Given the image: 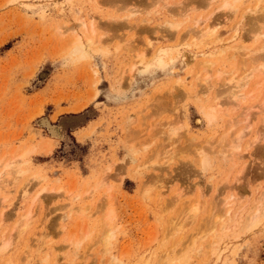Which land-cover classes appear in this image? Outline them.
Listing matches in <instances>:
<instances>
[{
    "label": "rangeland",
    "instance_id": "1",
    "mask_svg": "<svg viewBox=\"0 0 264 264\" xmlns=\"http://www.w3.org/2000/svg\"><path fill=\"white\" fill-rule=\"evenodd\" d=\"M154 1L162 2V6L159 2L150 5ZM200 1L203 0H169L165 4L162 0H133L131 6L100 2L102 5L97 9L93 0H0V168L8 156L30 148L27 162L23 164L26 172L18 175L19 180L11 183L8 191L0 193V216L2 212L11 216H3L2 220L0 217V241L10 233L16 236L13 226L26 212V207L28 209L35 189L46 184L47 191L43 193L51 197L56 188L63 187L56 198L47 200L48 196H41L43 199L34 203L29 227L20 237L14 238L11 249L0 257V264H7L9 259L13 264L27 261L26 264H111L112 256L118 258L119 264H264V140L252 143L243 151L245 143L252 142L256 132H264V121L256 108L250 111V129L245 132L241 150L243 157L235 156L233 161L226 163L216 153L221 143L219 139L227 132L231 133L230 122L243 118V115L239 116L243 106L247 109V105L255 107L262 102L264 85L257 98L249 97L236 111L225 107L218 109L215 117L218 118L210 121L202 106L208 108L206 106L213 101L211 93L214 96L221 83L214 86L212 79L215 89L211 88L207 101L199 102L193 95L191 97L187 89L200 86L193 75L196 64L184 65L182 55L185 53L189 58L188 54L194 53L198 56L197 61L200 56L210 57L215 61L216 70L226 72L229 69V72L234 68L241 73L240 57H231V50L222 55L213 53L215 57L210 55L223 46L220 41L199 47H187V42L178 44L179 37L184 38L193 29L194 17L202 14L209 16L211 21L222 23L220 31L226 37L239 27L244 45L249 49L256 48L264 41V35L258 39L253 36L259 12L250 11L255 0H243L237 13L222 11L219 5L223 0H211L202 9L198 7ZM180 3L182 6L189 4L192 19L185 21L183 16L176 15L177 8L182 7ZM130 10L136 13L127 17ZM79 18L86 19L89 24L90 20L98 19L101 23L126 26H109L104 30L101 27L97 35L103 34L106 43L88 58L73 61L67 46L71 35L84 33V27L77 24ZM171 18L181 22L179 31L168 29L166 22ZM57 26H62L61 30L66 32L57 30ZM71 26L74 30L69 28ZM121 36L132 40L139 49L143 48L148 60L161 48L174 53V58L169 66L137 71L131 80L130 60L133 59L130 57L133 56L123 48L125 42H119L120 38V41L125 39ZM147 37L151 39L150 47L146 45ZM234 43L231 41L228 45ZM255 72L250 84L255 81L256 85L257 79L263 81L264 73H258L259 76ZM254 84L249 85V89ZM171 90L176 104L179 103L176 111L170 107L171 99H164L163 104L169 107L167 110L158 105V98L171 94ZM178 91L182 95L177 96ZM223 100L224 97L220 99ZM177 113L181 115L179 125L182 130L175 148L171 149L167 122ZM42 118L49 119L62 135L50 141L47 128L39 125ZM138 138L141 145H135L138 149L131 158L127 146L137 142ZM202 146L209 153L205 169L198 163L197 148ZM168 150L176 152L166 163L164 152ZM161 153L163 156L159 155ZM36 171L44 174L45 180L28 195L16 194L15 190H19L23 181L27 182L26 178ZM237 176L240 181L235 183ZM34 181L31 180V184ZM161 184L163 190L157 189ZM179 189L183 191L179 193ZM157 190L162 191L160 197L155 194ZM232 190L236 194L231 213L224 217V227L217 224L215 229H210L207 224L211 226L214 221L210 218L211 211L225 209L224 201ZM65 191H70L68 196ZM173 191L175 195L179 194L178 199ZM1 195L8 197L4 201ZM197 198L201 200L199 212L193 219L185 220L183 215L189 214L188 211L185 214V210ZM71 202L76 203V209L71 208ZM78 205L86 206L87 214H79ZM96 210L103 213L113 210L115 237L111 245L98 242L101 221ZM173 221L185 223L183 235L173 238L168 235L172 234ZM76 243L79 247L74 253ZM53 246L57 248L56 252ZM25 256L32 259L26 260L28 257Z\"/></svg>",
    "mask_w": 264,
    "mask_h": 264
},
{
    "label": "bare ground",
    "instance_id": "2",
    "mask_svg": "<svg viewBox=\"0 0 264 264\" xmlns=\"http://www.w3.org/2000/svg\"><path fill=\"white\" fill-rule=\"evenodd\" d=\"M165 4H167V3H169V0H162ZM177 1V0H176ZM209 1H211V0H203V1H200V6L198 5V7H202V6H207V5H209L210 4V2ZM243 0H223V2H222V4H220L219 5V7L222 9V11H225V10H230V11H232V12H236L237 10L239 11V4L242 2ZM249 1V0H248ZM256 1V3L254 4L255 6L253 7H251L250 9V11H252V12H259V15L256 17V23L254 24V26H253V31H254V38H256V39H258L259 38V36H262V35H264V0H255ZM103 4V2H107V4H109V3H111V2H113L114 4L116 3H121L122 4V6H131L134 2H133V0H93V4L95 5V6H97V9H99L98 7V5H100L101 3ZM109 2V3H108ZM159 1H154V2H152L150 5H152V6H155V5H158L157 3H158ZM159 3H161V6H162V2H159ZM177 3V2H176ZM253 3V2H252ZM101 4V5H102ZM112 4V3H111ZM181 4V3H180ZM106 5V4H105ZM113 5V4H112ZM169 5V4H168ZM249 5V4H248ZM252 5V4H251ZM161 6H160V8H161ZM166 6V5H165ZM181 6H182V4H181ZM112 7V6H111ZM180 7V6H179ZM188 7H189V4L188 5H184L183 4V6L181 7V8H177V10H176V15L178 16H183V18H184V20L186 21H188L190 18H191V16H190V13H189V9H188ZM198 7H194V9H199ZM214 7V6H213ZM247 6H245L244 8H246ZM120 8V7H119ZM155 8V7H154ZM158 8V7H157ZM216 8H218V6L216 7ZM219 8V9H220ZM243 8V9H244ZM121 9V8H120ZM123 9V8H122ZM133 9V8H132ZM142 9V8H141ZM159 9V8H158ZM202 9V8H201ZM164 10H166V9H164ZM218 10V9H217ZM102 11V10H101ZM156 11H157V9H156ZM195 11H197V10H195ZM140 12V11H139ZM136 13V11H134V10H130V14H127L126 16L127 17H129V16H131V15H134ZM195 13V12H194ZM211 13V12H210ZM237 13V12H236ZM246 14V13H245ZM99 15H101V14H99ZM176 15H175V17H176ZM207 15V14H206ZM171 16V15H170ZM195 16V15H194ZM211 16H212V14H211ZM244 16V15H243ZM252 16V15H251ZM256 16V15H255ZM126 17V18H127ZM166 17V16H165ZM214 17V16H213ZM108 18V17H107ZM110 18H112V17H110ZM114 18V17H113ZM115 18H117V16H115ZM100 19V18H99ZM128 19V18H127ZM130 19V18H129ZM192 19V18H191ZM210 18H209V16H203L202 14H200V15H198V16H195L194 17V19H193V21H192V26H193V29H191L189 32H188V34L187 35H185V37L184 38H182V36L181 37H179V39H178V44L180 45V44H182V43H184V42H187V47L188 46H190V45H192V46H194V47H199L200 45H202V44H208V43H211V42H217V41H220L222 44L221 45H223L218 51H214V52H211V53H209L210 55H212V56H214L213 55V53L214 54H219V55H222V54H224L226 51H228V50H231V52H230V56L231 57H237V56H239L240 57V60H241V65H242V70H241V68H240V71H242L241 73H239V72H237L236 70H233L234 68H231L232 70H230L229 72H224V71H219V70H216V69H218V68H216L215 69V61L213 60V59H210V57L209 58H206V57H204L203 58V56H200V58L198 59V61H197V57H196V54H194V53H192L191 55H189L188 53V56H189V58H187L183 53V55H182V58H183V63H184V65H186V66H190L192 63H194V64H196V67L194 68L195 69V71H194V73H193V71H192V73H193V75H195V77H196V81H198V83L200 84V86L198 87V88H200V89H198L197 87H192V88H189V89H187V93L188 94H191L190 96L192 97V95L197 99V101H207L208 99H209V95H208V93H209V91L211 90V88L213 87L212 86V79H214V86H215V84L217 85H219V83H221L220 84V86H219V88L218 89H216L215 91H214V96H213V92L211 93V91H210V93L212 94L211 96L213 97V101L211 100V102H210V104L212 103H214V105H207L206 107H208V108H203V106H202V110H203V112H204V115H206L207 116V118L210 120V121H214V119H217V118H215L216 117V111H218V109H222L223 107H225L224 109H232V110H237V109H239L240 107H242L243 106V102L245 101V100H247L249 97H251L252 99L254 98V97H256L257 96V94H258V92H259V90L262 88V86L264 85V79H263V81H258V79L256 80V85L254 84V82L255 81H253V82H251V84H254V85H252V88H250L249 89V85L251 86V84H250V81H251V78H252V76H254L253 74V72L254 71H256L257 72V74L258 73H261V74H263L264 73V41H262L256 48H254L253 47V49H249L248 47H246L245 45H244V41H245V39L239 34V27H236L234 30H232L233 31V33H231L232 31H230V33H231V36H228V37H226L224 34H223V32H221L220 31V29H221V24L222 23H220V22H218V21H211V20H209ZM212 19V18H211ZM79 23H77V24H79L81 27H84V33L82 34V35H77L78 33H76L75 35L73 34V35H71V37H70V39L68 40L70 43H68V45L69 46H67V49H69L70 50V53H69V50H68V54L70 55L69 57L71 58V59H73V61L74 60H78V59H83V58H88L90 55H91V53L92 52H98L100 49H101V47H102V45L101 44H105L106 43V39H105V41L103 40V34H99V35H97L98 34V30L99 29H101V27H102V30H104L105 28H109V26L110 27H119V28H124L126 25L125 24H123V23H121V24H115V25H112V24H110V23H101V22H99V20L98 19H96V21L94 22V21H92V20H90V24H89V22L86 20V19H84V18H79ZM94 20H95V17H94ZM101 20H103V19H101ZM181 20H183V19H181ZM221 21V20H220ZM132 22V21H131ZM168 23V29L169 30H172V31H179V27L181 26V22H179V20L177 21V19L176 18H171L169 21H167L166 22V24ZM183 23V22H182ZM259 23V24H258ZM76 24V25H77ZM102 26H101V25ZM104 24V25H103ZM132 24V23H131ZM256 24H258V25H256ZM79 25H77V26H79ZM100 25V26H99ZM186 25V24H185ZM188 25V24H187ZM190 25V24H189ZM79 26V27H80ZM99 26V27H98ZM58 28H56L57 30L58 29H62V26H57ZM105 27V28H104ZM128 27H132V26H128ZM187 27V26H186ZM186 27H185V29H186ZM190 27V26H189ZM70 29H72L73 28V26H71V27H69ZM104 28V29H103ZM188 28V27H187ZM83 29V28H82ZM190 29V28H189ZM59 30V31H60ZM67 30V29H66ZM73 30H74V28H73ZM252 30V29H251ZM65 31V30H64ZM63 30H61V32H63V33H65ZM82 31V30H81ZM252 33V32H251ZM223 34V35H222ZM230 35V34H229ZM187 36V37H186ZM121 37H123V38H125L124 36H121ZM130 37V36H129ZM135 38V37H134ZM133 38V39H134ZM246 38V37H245ZM253 38V37H252ZM261 38V37H260ZM121 39V38H120ZM120 39H119V42L121 43V42H125L124 43V47L123 48H125L126 49V51L130 54V56H133V57H130V59L132 58L133 60H130V63H131V72H130V79L132 80L134 77H135V73L137 72V71H140V72H142V71H144L145 72V70L146 69H149L150 67H153V66H161V67H165V66H167L169 63H170V61L174 58V53L171 55L168 51L169 50H167V49H164V48H161V49H158L157 51V53H155V55L153 56V57H150L149 58V60L148 59H146V53H145V51L143 50V48L142 49H139L138 48V45H134V43H132V40H130V39H127V38H125L124 39V41H120ZM146 39H147V42H146ZM145 39V42H146V45H147V47H150L151 46V39L150 38H146ZM255 39V40H256ZM123 40V39H122ZM262 40H263V38H262ZM107 41H109V39L107 40ZM235 42L234 43V45H228L229 44V42ZM254 42V41H253ZM219 43V42H218ZM217 43V44H218ZM216 44V45H217ZM153 45V44H152ZM184 45V44H183ZM160 46V45H159ZM170 46V45H169ZM219 46V45H218ZM119 47V46H118ZM166 47H168V46H166ZM207 47V46H206ZM210 47H211V45H210ZM122 48V49H123ZM156 48V47H155ZM159 48V47H158ZM201 48H203V47H201ZM205 48V47H204ZM208 48V47H207ZM216 48H218V47H216ZM251 48V47H250ZM157 49V48H156ZM188 49V48H187ZM106 49H104V51H105ZM155 50V49H154ZM176 50V49H175ZM205 52V51H204ZM154 54V53H153ZM201 54V53H200ZM207 54V53H206ZM205 54V55H206ZM238 54V55H237ZM180 56V55H179ZM190 56H191V58H190ZM212 56H211V58H212ZM229 56V57H230ZM215 57V56H214ZM219 57V56H218ZM238 57V58H239ZM202 58V59H201ZM217 58V57H216ZM215 58V59H216ZM235 59V58H234ZM233 60V59H232ZM237 60V59H236ZM239 60V59H238ZM180 61H182V60H179V62ZM219 61H220V59H219ZM225 61H227V60H225ZM226 63V62H225ZM228 63V62H227ZM139 64H141V65H139ZM180 64V63H179ZM219 64V63H218ZM240 65V64H239ZM240 65V66H241ZM252 66V68H251V66ZM169 66V65H168ZM229 66V65H228ZM253 66H255V67H253ZM172 67V66H171ZM238 67V66H237ZM236 67V68H237ZM186 68V67H185ZM222 68V67H221ZM239 68V67H238ZM237 68V69H238ZM213 70H216V72L214 73V71ZM132 71H134V73H132ZM147 72V71H146ZM256 72H255V74H256ZM228 73V75H226ZM138 74V73H137ZM191 74V73H190ZM256 74V75H257ZM192 75V76H193ZM259 75V74H258ZM260 76V75H259ZM262 76V75H261ZM194 77V78H195ZM189 78V77H188ZM193 78V77H192ZM262 78V77H261ZM190 80H192L193 81V79H190ZM258 81V82H257ZM185 82V81H184ZM195 82V81H194ZM188 83V82H187ZM185 84V83H184ZM194 84H197V82L196 83H193V85ZM186 86V85H185ZM197 86V85H196ZM187 87V86H186ZM217 87V86H216ZM214 88V87H213ZM264 88V87H263ZM172 89V88H171ZM215 89V88H214ZM175 91H176V89H175ZM171 94H168V95H164V96H162L161 98H158V105L160 106L161 105V109H163V108H166V110L169 108V107H167L166 105H164L163 103H164V99H171V102H172V105L170 106L172 109H174L175 111H176V109H178L179 110V106H177L178 104H176L177 102V100H175L174 99V91L172 92V90H171V92H170ZM187 93H186V95H187ZM261 93V92H260ZM263 93V92H262ZM177 96H178V94L179 95H182V93H181V91H178L177 93ZM259 95V94H258ZM189 96V97H190ZM193 97V98H194ZM224 97V100L223 101H220V99L221 98H223ZM250 98V99H251ZM257 98V97H256ZM264 98V97H263ZM261 99L262 100V102L260 101V103L258 102V105H256L255 107H252V106H249V105H247V109H246V107L245 106H243V112H241V114H239L240 113V110H239V116L240 115H243V118H241V120L239 119V118H237V119H239V121L238 120H232L231 121V119L230 120H228V121H231L230 122V125H229V130H230V132L231 133H228L227 132V135L226 134H224L223 136H222V138H220L219 139V137H218V139H219V143L221 144V146H220V144L218 145V148H219V146L221 147V148H217L216 149V153H217V155L219 154L220 155V158L223 160V162H230V161H233L234 160V158H235V156H237V157H240V156H242L243 157V154L244 153H241V152H243V151H246V150H248V148L252 145V143H255V142H257L258 140H264V132H262V133H259V132H256V137L254 138V140L251 142H249L248 140V142H244V139L246 138L245 137V132L247 131V129H250V121H249V119H250V114H251V109L252 108H256V110H257V114H258V116L260 117V119H262L263 121H264V99ZM156 99V98H155ZM160 99V100H159ZM195 99V100H196ZM255 99V98H254ZM168 101V100H167ZM196 101V102H197ZM199 101V102H200ZM251 101V100H250ZM255 101H257V100H254V102ZM170 102V101H169ZM246 102V101H245ZM243 103V104H242ZM254 104V103H253ZM257 104V103H256ZM206 105V104H205ZM252 105V104H251ZM249 107V108H248ZM164 110V109H163ZM177 110V111H178ZM241 110H242V108H241ZM226 112H227V110H225ZM253 111V110H252ZM164 112V111H163ZM219 112V111H218ZM221 112V111H220ZM176 113V112H175ZM222 113V112H221ZM161 114V113H160ZM226 113H224L223 115H225ZM232 114V113H231ZM237 114V113H236ZM238 114H237V116H238ZM223 115H221V116H223ZM226 116V115H225ZM131 117V116H130ZM173 117V116H172ZM171 117V118H172ZM151 118V117H150ZM170 118V117H169ZM232 118H235V116L234 117H232ZM168 119V118H167ZM220 119H222V117L220 118ZM181 120V115L179 114V113H177L176 115H175V117L173 118V119H171L170 120V122H167V124H168V127H169V129L167 130V138L169 139V146L171 147V149L173 148H175V145H176V142L178 141V138H179V136H180V134H181V130H182V126H180L179 124H180V121ZM129 121V120H128ZM130 121H132V120H130ZM160 122V121H159ZM151 123V122H150ZM154 123V122H153ZM156 123V122H155ZM130 124V123H129ZM163 124V123H162ZM179 126H178V125ZM39 125L41 126V127H46L47 128V133H48V135H49V140L50 141H52L53 139L54 140H56L57 138H59L61 135H60V132H59V130L56 128V127H54L53 125H52V122L49 120V119H46V118H42V119H40L39 120ZM182 125V124H181ZM152 127H154V126H152ZM160 127H162V126H160ZM156 128H157V126H156ZM225 128H226V126H225ZM161 130V129H160ZM159 130V132H161ZM184 130V129H183ZM151 131V130H150ZM166 131V130H165ZM152 132V131H151ZM155 132V131H154ZM158 132V131H157ZM144 136V135H143ZM131 137V136H130ZM140 137V136H139ZM148 137V136H147ZM245 137V138H244ZM127 138V137H126ZM137 138V137H136ZM133 139V138H132ZM149 139V138H148ZM166 139V138H165ZM180 139V138H179ZM191 140H192V138H190ZM189 139V140H190ZM214 139V138H213ZM216 139V138H215ZM167 140V139H166ZM189 140H188V142H189ZM49 141V142H50ZM204 141V140H203ZM202 141V142H203ZM215 141V140H214ZM136 142V141H135ZM133 143V141H132V143L133 144H131L130 146H127V149H128V156H130L131 158L133 157L132 155L137 151L136 149H138V148H136L135 147V145L138 147V144H140V143H138L139 142V138H138V141L136 142V143ZM142 142H143V140H142ZM243 142L245 143V146H244V149H243ZM205 143V142H204ZM211 143V142H210ZM213 143V142H212ZM216 144V143H215ZM141 145V144H140ZM209 145H211V144H209ZM216 146V145H215ZM142 147V146H141ZM198 148H200V149H198ZM197 148V150H198V154H199V159H198V163H199V165H200V167L202 168V169H205V167H206V165L208 164V162H209V153L206 151V149L202 146V147H198ZM212 148H214L213 147V145H212ZM20 149V148H19ZM243 149V151H241ZM30 150V148L29 149H25V150H23V151H21V152H16L17 154H12L10 157L8 156V158L7 159H5L4 161V163H3V168H2V170H0V193L3 191V190H6L7 188H8V186L11 184V183H15V182H17L18 180H19V178H20V176H18V175H20V174H24L25 172H26V170L24 169V167H23V164H24V162L27 160V155L29 154V151ZM171 152V153H170ZM173 152H174V150H168V151H166V152H164L165 154V157H164V161L167 163V160L169 161V160H171L172 158H173V156H175V154H173ZM176 152V151H175ZM174 152V153H175ZM214 152V151H213ZM249 152V151H248ZM6 153V152H5ZM11 153V152H10ZM249 153H252V152H249ZM127 155V154H126ZM159 155H162L163 156V154L161 153V154H159ZM6 156V155H5ZM157 156V155H156ZM135 157V156H134ZM159 157V156H158ZM163 158V157H162ZM122 159H124V158H122ZM166 159V160H165ZM242 159V158H241ZM161 160V159H160ZM236 161H237V158L235 159ZM136 161V160H135ZM162 161V160H161ZM160 161V162H161ZM27 162V161H26ZM132 162H133V160H132ZM163 164H165L164 162H163ZM223 164V163H222ZM246 164V163H245ZM232 165V164H231ZM0 168V169H1ZM244 168H245V165L244 166H242L240 169H239V171H238V173L240 174L241 172H243V170H244ZM37 171H40V170H37ZM37 171H36V173H33V174H31V177L30 178H26V181L27 182H24L23 181V185L20 187L19 186V190H15L17 193L16 194H21V195H23V196H25V195H28L31 191H33L34 189H35V187H36V185L37 184H39V183H41V182H43L44 180H45V178H46V176L44 175V174H42V173H37ZM22 176V175H21ZM35 180L34 181V183H32L31 184V180ZM240 181V178H239V176H237V177H235L234 178V182L235 183H237V182H239ZM44 184V183H43ZM99 184H101V183H99ZM104 185V183L103 184H101L100 186H103ZM99 185L97 186L96 185V187H100ZM95 187V186H94ZM157 187V186H156ZM160 187V185L157 187V189H161V190H163L162 189V184H161V188H159ZM18 188V187H17ZM57 190H55V192L57 191V193L55 194V192H54V194L51 196V197H55L56 198V195L57 194H59L60 193V191L62 192V190H63V187H59V188H56ZM96 189V188H95ZM234 189V188H233ZM36 191L34 192V194H33V196H31L32 197V201H31V203H29V206H28V209H27V207H26V212H24V214H22V216L21 215H19V216H21V217H18L19 219L17 220V223H16V225L15 226H13V227H11V228H13L14 230V232H15V234H16V236H14L13 237V235L10 233V234H8V235H10V236H8L7 238H3L2 239V237H1V241H0V257H2L3 255H5L10 249H11V247H12V245H13V243H14V238H18V237H20L22 234H23V232L29 227V225H30V223H31V220H32V208H33V205H34V203H36V202H38V201H41L42 199H43V197H41V196H48V195H45V193H43L44 191H47L46 190V184L45 185H41V187L40 188H38V189H35ZM159 191V190H157L156 191V196L157 197H160L161 196V194H162V191ZM6 191H8V189L6 190ZM174 191H176V189L174 190ZM174 191H173V195H175L174 194ZM181 191H183V190H180L179 189V193H181ZM235 191V190H234ZM233 190H232V193L227 197V199H225V201H224V207H225V209L223 208V209H219V210H217L215 213H214V211H211V213L213 212V214L211 215V219H214V221H213V223H212V225L210 226L209 224H207V223H205V224H207L209 227H210V229H215V226L217 225V224H219V226L221 225L222 227H224V217H225V215H228L229 216V214L231 213V210H232V206H233V202H232V200L235 198V194H236V192H234ZM165 192V191H164ZM65 193L67 194L66 196H68L69 195V193H70V191H65ZM177 193V192H176ZM42 194H44V195H42ZM178 194V193H177ZM1 196H3V195H1ZM20 196V195H19ZM60 196V195H59ZM155 196V195H154ZM155 196V197H156ZM177 196H179V194L178 195H175L174 197H177ZM8 197V196H7ZM7 197L6 196H3L2 198L4 199V201L7 199ZM51 197H49L48 196V198H46L47 200L50 198L51 199ZM154 197V198H155ZM171 198V197H170ZM198 198H201V195H199V197ZM197 198V199H198ZM177 199H178V197H177ZM176 199V200H177ZM155 200V199H154ZM30 201V200H29ZM167 201H169V199H167ZM170 202H172V203H174V201H173V199H171L170 200ZM169 202V203H170ZM217 203V201H214V203ZM220 202V201H219ZM264 202V201H263ZM18 203V202H17ZM200 203H201V200L200 199H198V200H194V201H192V202H190L189 203V207H188V210H185L186 212H184L185 214L187 213V211H188V216H184L183 215V217L185 218V220H187V219H193V217L194 216H196L197 215V213L199 212V209H200ZM261 203V202H260ZM22 204V203H21ZM71 204H72V207L71 208H73V209H76V207H75V202H71ZM166 204H168V203H166ZM221 204V203H220ZM23 205H25V204H23ZM164 205V204H163ZM171 205V204H170ZM9 206V205H8ZM18 206V205H17ZM63 206H66V205H63ZM69 206V205H68ZM68 206H66V207H68ZM185 206V205H184ZM188 206V205H187ZM166 207V206H165ZM168 207H169V205H168ZM213 207V206H212ZM259 207H260V205H259ZM259 207H257L258 209H259ZM71 208H69L70 210H71ZM167 208V207H166ZM256 208V210L258 211V209ZM72 209V210H73ZM163 209V208H162ZM63 210V209H62ZM71 210V211H72ZM99 210V209H98ZM98 210H96V211H98ZM165 209H163V211H164ZM183 210V209H182ZM102 211V210H101ZM101 211H98L97 213H99V215L98 216H100V221H101V223H100V227H99V231H100V233H99V241L98 242H100L101 243V241H102V243H104V246H105V244L106 245H111V242H112V240H113V238L115 237V229H114V225H113V223H112V220H114V214L112 213L113 212V210L112 211H107V213H103V211L101 212ZM77 212L79 213V214H87V207L86 206H84V205H78L77 206ZM4 212H2L1 214H2V216H0L1 217V220H2V218H3V216H6V215H4V214H6V213H4ZM10 213V212H9ZM22 213V212H21ZM94 213V212H93ZM255 213H257L256 211H255ZM10 215V214H9ZM9 215H7V216H9ZM93 215V214H92ZM254 215V214H253ZM6 216V217H7ZM9 217H11V216H9ZM13 217V216H12ZM188 217V218H187ZM256 218V217H255ZM6 219V218H5ZM211 219H210V221H211ZM250 219H252V218H250ZM183 220V219H182ZM195 220V219H194ZM4 221V220H3ZM191 221V220H190ZM189 221V222H190ZM207 221H209V220H207ZM186 222V224H187V222L188 221H185ZM184 223V222H183ZM183 223H181V221L180 222H176V221H173V223L171 224V228H170V230L172 231V234H168V235H171L172 236V238H173V236H175V235H178V234H180V235H183V232H184V229H185V223L183 224ZM192 223V222H191ZM204 226V225H203ZM205 227V226H204ZM221 227V228H222ZM167 228V227H166ZM221 228H220V230H221ZM211 231V230H210ZM168 232V231H167ZM194 233H196V232H194ZM200 233V232H199ZM214 234V233H213ZM165 235V234H164ZM204 235V234H203ZM203 235H200V236H203ZM205 235H206V233H205ZM86 236H88V237H90V234H87ZM98 236H96V237H98ZM167 236V235H166ZM196 236V235H195ZM88 237H86V238H88ZM187 237V236H186ZM197 237V236H196ZM195 237V238H196ZM214 237V236H213ZM168 238V237H167ZM180 238V237H179ZM192 238V237H191ZM194 238V239H195ZM203 238V237H202ZM201 238V239H202ZM164 239V238H163ZM194 239H192V241H194ZM197 239H200V238H197ZM179 240V239H178ZM164 241V240H163ZM166 241H168V240H166ZM173 242H174V240H173ZM172 242V243H173ZM80 243V242H79ZM171 243V244H172ZM189 243H190V241H189ZM188 243V244H189ZM212 243L214 244V241L212 240ZM211 243V244H212ZM165 244V243H164ZM187 244V245H188ZM194 244V243H193ZM192 244V245H193ZM186 246V245H185ZM54 247V246H53ZM78 247H79V244L78 243H76V245H75V248H74V253L76 252V251H78ZM174 247H175V245H174ZM46 248V247H45ZM54 248H56V247H54ZM26 249H27V247H26ZM29 249V248H28ZM58 249H59V247H58ZM106 249H107V247H106ZM56 250H57V248L55 249V252H56ZM60 250H61V247H60ZM105 250V249H104ZM40 251V250H39ZM54 252V253H55ZM104 252V251H103ZM108 252V251H107ZM166 252V251H165ZM26 253H27V251H26ZM53 253V254H54ZM58 253V252H57ZM77 253V252H76ZM167 253V252H166ZM20 255H22V254H20ZM178 255V254H177ZM24 257V256H23ZM26 257H28V256H25V258ZM30 257V256H29ZM26 258V260H29V259H32V257L31 258ZM176 257V256H175ZM46 257H44V259H45ZM112 258V260H113V262H111V264L112 263H117V264H119V261H118V258L117 257H114V256H112V257H110V259ZM57 259V258H56ZM172 259V258H171ZM22 260V259H21ZM23 260H25L24 258H23ZM22 260V261H23ZM25 260V261H26ZM111 260V261H112ZM24 261V262H25ZM44 261V260H43ZM42 261V262H43ZM8 262V263H7ZM7 264H13V261L11 260V259H9V260H7ZM4 263V262H3ZM26 263H29L28 261L27 262H25L24 264H26ZM5 264V263H4Z\"/></svg>",
    "mask_w": 264,
    "mask_h": 264
}]
</instances>
